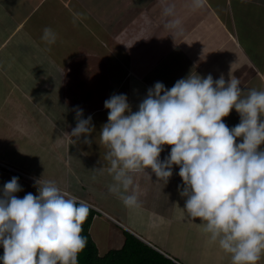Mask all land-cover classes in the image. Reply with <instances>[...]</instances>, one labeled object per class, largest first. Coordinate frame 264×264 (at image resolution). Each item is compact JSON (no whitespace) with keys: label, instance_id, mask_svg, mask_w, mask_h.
Segmentation results:
<instances>
[{"label":"crops","instance_id":"obj_1","mask_svg":"<svg viewBox=\"0 0 264 264\" xmlns=\"http://www.w3.org/2000/svg\"><path fill=\"white\" fill-rule=\"evenodd\" d=\"M52 1L42 14L47 0H0V187L18 176L19 197L38 194L34 179L43 176L102 209L106 214L96 215L90 227L101 255L120 249L129 232L175 264H232L231 255L203 231L200 218L186 215L178 165L166 185L150 168L136 174L134 207L110 192L114 181L99 133L110 111L104 102L113 94H127L136 111L156 82L171 88L191 73L238 79L242 95L264 91V0H230L228 6L220 0H203L200 6L196 0H128L116 11L111 38L100 40L102 52L106 45L110 50L76 54L67 37L62 41L56 34L49 45L41 31L59 3L70 9L84 0ZM89 55L98 61L80 69ZM119 66L126 71L119 72ZM77 107L84 118H93L91 144L85 136L77 141L71 136ZM223 119L231 128L241 117L233 108ZM171 147L165 146L161 159Z\"/></svg>","mask_w":264,"mask_h":264},{"label":"clouds","instance_id":"obj_2","mask_svg":"<svg viewBox=\"0 0 264 264\" xmlns=\"http://www.w3.org/2000/svg\"><path fill=\"white\" fill-rule=\"evenodd\" d=\"M165 11L172 14V8ZM41 39L51 45L57 35L45 28ZM243 92L238 79L191 73L171 88L156 82L136 111L127 94H113L104 102L110 111L98 143L107 149L103 160L114 181L109 191L126 206L138 204L136 174L150 168L166 185L178 165L186 215L200 218L232 264H258L264 257V91ZM233 108L241 119L230 128L223 118ZM83 111L77 107L71 136L91 144L95 125ZM166 145L170 153L161 159ZM33 186L38 194L22 198L18 176L0 187V264H79L90 205L100 208L43 176Z\"/></svg>","mask_w":264,"mask_h":264},{"label":"rangeland","instance_id":"obj_3","mask_svg":"<svg viewBox=\"0 0 264 264\" xmlns=\"http://www.w3.org/2000/svg\"><path fill=\"white\" fill-rule=\"evenodd\" d=\"M127 1L128 0H84L83 6L75 4V7L72 6L70 9L59 3L57 8L53 9L56 13L55 18L51 20V22H49V19L46 26L53 29L62 41H64L63 39H66L67 37V43L71 44L69 45L72 46L75 54L81 50L85 51L86 49H94L96 51H100V53H105L108 49L110 50V47L106 45L107 48H105L104 52H102L103 47L100 40H108L111 38V31L113 29L112 24L116 23L117 19L116 11L120 6H122V4H126ZM220 1L223 2L225 6H228L226 5V1L230 3V0ZM54 2L55 1L47 0V2L43 5L42 14H44V12L48 9L47 7H51ZM81 8H83V10H81ZM46 17H44V19ZM103 26L106 29H104ZM67 27L72 28V32L69 34H67ZM42 32H44V30L41 31V33ZM69 36H71V38ZM108 42L109 41H106V43ZM67 43H64V45L66 46ZM110 44H112V41ZM65 46L63 49H65ZM84 58L86 65H84V63L80 65L79 63L80 69L81 67H87L88 65L93 67V65H95L94 63L98 61V59L96 60L90 55L88 58L87 56ZM112 62H114V60H112ZM124 63L127 64L126 62ZM79 66L77 65L75 70H79ZM117 69L119 72L122 70L126 71V68H123L122 66L117 67ZM99 74L101 76V71Z\"/></svg>","mask_w":264,"mask_h":264},{"label":"trees","instance_id":"obj_4","mask_svg":"<svg viewBox=\"0 0 264 264\" xmlns=\"http://www.w3.org/2000/svg\"><path fill=\"white\" fill-rule=\"evenodd\" d=\"M99 214L106 213L102 209H95L90 205V212L83 224L82 233L87 237V243L79 254V264H175L129 232L126 233L125 243L120 249L110 250L101 255L90 233L92 221ZM3 254L4 249L0 247V255Z\"/></svg>","mask_w":264,"mask_h":264},{"label":"built area","instance_id":"obj_5","mask_svg":"<svg viewBox=\"0 0 264 264\" xmlns=\"http://www.w3.org/2000/svg\"><path fill=\"white\" fill-rule=\"evenodd\" d=\"M23 175H26L25 173H22ZM27 177H30L29 175L27 176ZM31 178V177H30ZM33 179H34V177H33Z\"/></svg>","mask_w":264,"mask_h":264}]
</instances>
